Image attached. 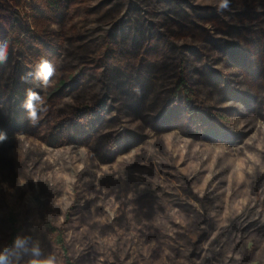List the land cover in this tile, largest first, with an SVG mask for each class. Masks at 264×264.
I'll return each mask as SVG.
<instances>
[{
	"label": "rangeland",
	"instance_id": "1",
	"mask_svg": "<svg viewBox=\"0 0 264 264\" xmlns=\"http://www.w3.org/2000/svg\"><path fill=\"white\" fill-rule=\"evenodd\" d=\"M218 5L0 0V246L12 213L55 264H264V0Z\"/></svg>",
	"mask_w": 264,
	"mask_h": 264
},
{
	"label": "clouds",
	"instance_id": "2",
	"mask_svg": "<svg viewBox=\"0 0 264 264\" xmlns=\"http://www.w3.org/2000/svg\"><path fill=\"white\" fill-rule=\"evenodd\" d=\"M229 7V0H219L218 10ZM9 42L0 41V64L8 61ZM55 75V67L47 59H40L36 62L33 69L21 77L22 81L29 82L35 79L41 82L42 86H47L51 78ZM27 91V100L22 105L28 113V119L33 124L37 120V112L33 105L34 93L31 89ZM7 134L0 132V142L7 141ZM0 264H55V259L51 256L43 255L38 240H33L28 236H18L11 245L0 246Z\"/></svg>",
	"mask_w": 264,
	"mask_h": 264
},
{
	"label": "trees",
	"instance_id": "3",
	"mask_svg": "<svg viewBox=\"0 0 264 264\" xmlns=\"http://www.w3.org/2000/svg\"><path fill=\"white\" fill-rule=\"evenodd\" d=\"M7 221L11 229L10 239H9V244L11 245V243L19 236L21 228L18 226V222L14 214L12 213L9 214ZM50 230L56 233V243L59 246V248L66 254L67 249L65 246V241H64L62 233L57 228H50ZM66 264H72L68 258L66 259Z\"/></svg>",
	"mask_w": 264,
	"mask_h": 264
}]
</instances>
